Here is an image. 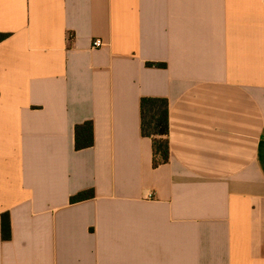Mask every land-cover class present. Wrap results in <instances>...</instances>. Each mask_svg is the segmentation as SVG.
<instances>
[{
  "label": "crops",
  "instance_id": "1",
  "mask_svg": "<svg viewBox=\"0 0 264 264\" xmlns=\"http://www.w3.org/2000/svg\"><path fill=\"white\" fill-rule=\"evenodd\" d=\"M0 33V264H264V0H0Z\"/></svg>",
  "mask_w": 264,
  "mask_h": 264
},
{
  "label": "trees",
  "instance_id": "2",
  "mask_svg": "<svg viewBox=\"0 0 264 264\" xmlns=\"http://www.w3.org/2000/svg\"><path fill=\"white\" fill-rule=\"evenodd\" d=\"M7 34L0 33V41ZM148 65L163 66L162 63L149 62ZM141 133L152 142V165L157 167L169 160V118L168 100L164 97H142L140 100ZM93 144V127L91 121L77 124L74 130V147L80 150ZM94 196L93 190L80 191L70 197V202H79ZM1 238H11V221L8 212L0 213Z\"/></svg>",
  "mask_w": 264,
  "mask_h": 264
},
{
  "label": "built area",
  "instance_id": "3",
  "mask_svg": "<svg viewBox=\"0 0 264 264\" xmlns=\"http://www.w3.org/2000/svg\"><path fill=\"white\" fill-rule=\"evenodd\" d=\"M102 44H103V41L100 38H95L92 41V47H94V48L100 47V46H102Z\"/></svg>",
  "mask_w": 264,
  "mask_h": 264
}]
</instances>
